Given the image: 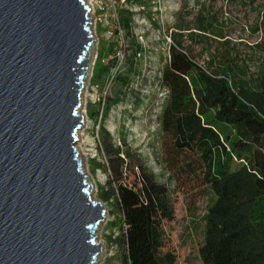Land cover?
<instances>
[{
	"label": "rangeland",
	"instance_id": "374dc122",
	"mask_svg": "<svg viewBox=\"0 0 264 264\" xmlns=\"http://www.w3.org/2000/svg\"><path fill=\"white\" fill-rule=\"evenodd\" d=\"M85 1L92 8L93 0ZM119 8L121 35L108 38L95 20L91 24L95 41L82 93L84 126L76 143L92 200L106 207V220L96 231L103 245L96 264H126V226L116 205L115 183L140 187L144 173L166 189L174 213L172 221L161 224L164 250L176 255L177 264H203L199 250L216 198L206 184L200 155L174 150L163 130L169 96L163 70L170 48L178 46L204 72L229 75L256 89L264 71L259 48L264 0H128ZM189 80L204 85L196 72ZM214 115L209 112L205 121L234 140V129L215 122ZM110 148L120 150L126 167Z\"/></svg>",
	"mask_w": 264,
	"mask_h": 264
},
{
	"label": "water",
	"instance_id": "95a60500",
	"mask_svg": "<svg viewBox=\"0 0 264 264\" xmlns=\"http://www.w3.org/2000/svg\"><path fill=\"white\" fill-rule=\"evenodd\" d=\"M85 0H0V264H96L106 207L76 147L95 41Z\"/></svg>",
	"mask_w": 264,
	"mask_h": 264
},
{
	"label": "trees",
	"instance_id": "16d2710c",
	"mask_svg": "<svg viewBox=\"0 0 264 264\" xmlns=\"http://www.w3.org/2000/svg\"><path fill=\"white\" fill-rule=\"evenodd\" d=\"M259 48L264 54V33ZM194 72L203 86L191 84ZM162 83L169 91L163 130L174 150L200 155L206 184L216 198L206 215L202 263L264 264V71L254 89L229 75L204 72L185 50L173 46ZM212 111L215 122L234 129V140L205 121ZM110 152L127 166L120 150ZM139 186L115 183L116 205L126 226L125 263L177 264L176 255L164 250L161 224L174 219L167 191L146 173Z\"/></svg>",
	"mask_w": 264,
	"mask_h": 264
},
{
	"label": "built area",
	"instance_id": "2783aa9c",
	"mask_svg": "<svg viewBox=\"0 0 264 264\" xmlns=\"http://www.w3.org/2000/svg\"><path fill=\"white\" fill-rule=\"evenodd\" d=\"M128 0H93L91 14L93 20L105 30L108 38L122 34V27L119 16V7L127 6Z\"/></svg>",
	"mask_w": 264,
	"mask_h": 264
}]
</instances>
